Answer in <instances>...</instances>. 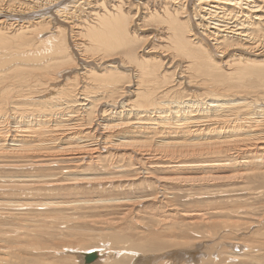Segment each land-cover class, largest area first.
<instances>
[{
	"label": "bare ground",
	"instance_id": "1",
	"mask_svg": "<svg viewBox=\"0 0 264 264\" xmlns=\"http://www.w3.org/2000/svg\"><path fill=\"white\" fill-rule=\"evenodd\" d=\"M142 29L158 44L138 46ZM237 49L244 55L227 61ZM247 64L264 70V0H0V186L59 185L46 178L64 161L150 190L180 170L250 175L264 163V89L227 82L249 76L235 70ZM217 171L204 182H219ZM231 246L230 257H242L245 246ZM78 248L66 247L83 264L90 251L99 257L89 264L128 255L133 264L144 247ZM163 255L149 260L162 264Z\"/></svg>",
	"mask_w": 264,
	"mask_h": 264
},
{
	"label": "rangeland",
	"instance_id": "2",
	"mask_svg": "<svg viewBox=\"0 0 264 264\" xmlns=\"http://www.w3.org/2000/svg\"><path fill=\"white\" fill-rule=\"evenodd\" d=\"M150 33L151 30L138 31L139 36L135 35L138 46L158 44L155 39L147 38ZM243 55L238 49L231 50L226 60L234 62ZM235 70L246 71L249 76L241 78L233 74L227 82L243 88L264 87V70L259 65H237ZM258 73L260 78L256 76ZM251 85L256 86L249 87ZM255 166L254 173L246 176L240 175L243 169L233 166L218 171L179 169L164 174L171 177V182L163 185L164 190L159 187L150 190L144 181L134 184L108 181L107 175L98 172L99 167L68 161L54 164L56 176L46 180H60L63 184L46 187L40 190L42 192L24 193L21 190L11 192L7 188L10 186H0V249H7V253L0 250V264H83L79 251H67L66 247L86 251L95 245L102 249L141 245L144 248L133 259V264H155L159 260H149V257L159 254H164L159 258L162 264H183L185 259L194 260L196 264H264V163ZM216 171L217 176H223L219 178L221 181L204 182L206 175ZM42 203L51 204L40 210L38 207ZM183 213L198 214L188 217ZM115 236H121L123 243H114ZM235 244L246 248L241 251L242 257L232 259L231 245ZM189 246L194 249L190 250L194 252L190 259L179 251ZM138 250L140 248H136ZM130 257L123 256V264H129ZM112 261L114 258L105 264H114Z\"/></svg>",
	"mask_w": 264,
	"mask_h": 264
},
{
	"label": "water",
	"instance_id": "3",
	"mask_svg": "<svg viewBox=\"0 0 264 264\" xmlns=\"http://www.w3.org/2000/svg\"><path fill=\"white\" fill-rule=\"evenodd\" d=\"M82 255L87 264L94 262L99 257V254L95 251L82 253Z\"/></svg>",
	"mask_w": 264,
	"mask_h": 264
}]
</instances>
